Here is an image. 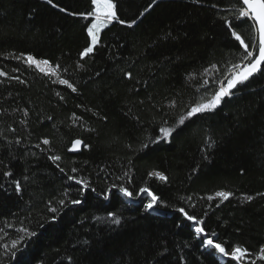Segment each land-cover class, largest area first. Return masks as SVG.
Segmentation results:
<instances>
[{
	"label": "trees",
	"instance_id": "16d2710c",
	"mask_svg": "<svg viewBox=\"0 0 264 264\" xmlns=\"http://www.w3.org/2000/svg\"><path fill=\"white\" fill-rule=\"evenodd\" d=\"M55 2L73 12L90 10L89 0ZM150 2L117 0L118 12L130 20ZM212 3L224 7L227 0H204L200 5L160 0L134 29L113 23L101 33V44L87 60L86 70H80L76 66L79 53L90 41L86 21L59 13L43 0H0V68L27 81L0 85V131L8 140L22 141L8 144L0 137V160L4 161L0 165V228L4 229L0 243L10 244L18 235L15 228L21 226L37 232L11 264H69V258L71 264H213L212 257L202 255L204 249L197 247L200 241L189 222L173 211L179 206L204 218L206 229L217 232L226 246L239 244L252 252L264 246V197L243 205L232 198L219 208L217 201L200 199L221 190L237 196L264 192V77L254 76L216 113L195 123L186 121L171 143L150 146L131 164L125 147L126 143L137 147L139 139L158 134L161 106L167 110L170 100L179 96L181 102V107L168 110L170 123L194 102L204 68L211 63L223 68L236 60L229 37L217 26ZM9 53H30L61 63L68 68L67 78L77 86V93L6 58ZM13 68L20 71L13 73ZM129 71L133 80L124 76ZM58 91L64 100L56 95ZM18 108L29 110L27 127L19 123L24 117ZM73 113L95 131L73 123ZM12 128L17 131L13 133ZM209 136L216 143L205 153ZM43 138L51 141L53 154L61 155V167L69 173L72 167L79 169L70 174L89 179L95 193L89 189L81 197L80 186L69 182L46 154L32 147ZM75 139L84 143L79 153L72 154L68 148ZM194 168L198 171L193 172ZM129 169L131 183L118 179ZM7 170L13 177L3 175ZM154 170L163 172L167 183L150 178ZM13 179L22 182L21 194L15 192ZM113 184L128 187L136 198L128 200L115 188L107 201L97 195ZM141 187H148L169 207L146 211L150 197L137 195ZM65 189L70 190L68 197L62 196ZM188 196L194 208L183 200ZM60 198L84 202L61 208ZM49 201L58 208L56 213L48 210ZM110 212L121 219L120 225L108 222Z\"/></svg>",
	"mask_w": 264,
	"mask_h": 264
},
{
	"label": "snow or ice",
	"instance_id": "6c2138e0",
	"mask_svg": "<svg viewBox=\"0 0 264 264\" xmlns=\"http://www.w3.org/2000/svg\"><path fill=\"white\" fill-rule=\"evenodd\" d=\"M160 0H151V2L139 13V15L130 20L121 18L118 12L117 0H89L90 10L86 12H73L69 9L61 6L55 0H43V3L50 6L52 9L58 10L59 13L66 14L72 17L82 18L87 22L86 32L87 36L90 38L89 43L85 46L79 53V60L77 61V68L80 70H86L87 60L91 59L97 50L98 45L101 44V33L109 28V26L116 23L122 25L127 29H134L138 25V21L142 19L146 13L150 12ZM192 4L200 5L204 3V0H190ZM211 8L215 9V15L217 20V26L224 31V33L229 37L230 47L236 51L233 55L236 56V60L228 61L223 68L219 67L216 63H211L208 67L204 68L201 73V80L196 88V93L198 98L183 107L181 114L173 121L169 122L167 118L169 115L168 110L177 109L181 107V102L179 96L177 99L170 100L166 106L167 110L161 106V111L163 116L158 123V134L155 136L146 135L142 139L138 140V146L134 147L132 143H126L127 147L131 153L129 158V164H131L132 159L139 155V153L148 149L152 145L164 143H171L174 138V134H178L177 130L182 126H185L186 121L195 123L198 119H204L209 114L217 112L226 101H231L236 95L235 90L243 91V87L251 78L254 76L264 77V0H227L226 6L220 7L218 3H212ZM29 19H33L30 16ZM15 59L24 65H26L28 70H33L40 74L42 77L47 78V80L54 85H62L69 89L71 93H77V86L67 78L69 72L68 68L62 67L61 63L53 62L48 58L37 57L33 54L26 53H9L8 57ZM85 61V63H81ZM13 73H18L19 68H13L11 70ZM219 73V75H215ZM96 76H100L97 72ZM124 76L128 80H133L132 72H124ZM193 78L195 74H190ZM0 85L10 84L15 81L19 84H26L27 81L22 79L20 75H10L8 71L0 68ZM139 82V81H138ZM144 85L147 81H142ZM238 86H241L238 89ZM204 89V91H201ZM135 91L139 89L133 88ZM56 95L60 100H64V96L58 91ZM143 103V102H141ZM153 107L157 105L153 104ZM87 111V109H85ZM16 111L22 112L24 119L20 120L19 123L27 127L29 110L28 109H16ZM3 113L0 112V115ZM49 120L52 119L51 116L48 117ZM105 121L106 117H102ZM139 121V118L137 117ZM73 123L81 122L80 126L85 128L87 131H95V129L88 128L86 123L83 122V117L77 116L76 113L72 114ZM11 131L15 133L17 130L12 128ZM0 137H3L8 144L20 145L22 143L20 138L15 140H8L4 136L3 131H0ZM82 139H75L71 146L68 148L69 152H77L80 150V146L83 144ZM216 141L209 136L205 144V153L210 148L215 146ZM48 146V147H42ZM85 147H90L89 145H84ZM36 149H39L41 153L46 154L49 161L61 173H63L69 182H74L80 187L77 191L80 193L81 197L90 189L91 192L95 193L96 188L91 186V181L84 176H77L70 173H77L79 169L72 167L69 172H66L64 167H61L60 162L62 160L61 155L53 154V149L51 148V141L48 138H43L40 142L32 145ZM32 155H35L33 153ZM204 159H208L207 154H205ZM4 163L0 160V165ZM198 168H194L193 172H197ZM130 169L124 172L123 177L118 179L127 178L128 183H131ZM243 174V170H241ZM5 177H13V172L11 170L3 171ZM149 177H155L161 182L167 183L168 177L161 171H151ZM25 180L28 177L24 178ZM14 184V190L17 194L22 193V182L17 179L12 180ZM2 187V185H0ZM115 188L118 193L123 195V197L128 200L135 199L134 193L129 190L128 187L123 185L113 184L107 191L103 194L97 193V195H103L104 200H109L112 193V189ZM68 189H65L62 193L63 197H68ZM137 195H145L150 197V200L145 205V209L148 212L156 209L158 206L163 205V207L168 208L169 205L161 200V198L153 193L148 187H141ZM258 197H264V192H257L255 195L241 194L239 196L232 191H216L214 194L207 195L206 197H200L202 200L217 201L215 204L216 208H219L221 204L229 201L232 198L238 200L241 205L246 203H251ZM191 207H195L192 203V197L188 196L183 198ZM84 201L82 198L65 200L60 198L57 203L63 208L67 204L80 205ZM209 208L212 207L211 204L208 205ZM48 210L52 213L58 211L57 207L52 206V201H49ZM173 211L179 214L183 221L189 222L188 227L193 230L194 236L200 241L198 248H203L204 252L202 255H207L212 257L213 264H257V261L264 262V246H260L258 252L250 251L246 246L242 245H227V242H221L218 239V234L214 230L209 231L206 229L205 219L198 218L195 214H190L185 207L179 206L174 207ZM207 215V212L204 214ZM97 220L100 217L96 218ZM55 220V217H53ZM108 222L113 225H120L121 219L114 212H110L107 218ZM178 227L180 225H177ZM7 227H14L12 224L7 225ZM18 234L15 238L11 240V243L3 242L0 243V248L3 249L2 255H0V264H11V261L16 260L17 252L21 250L22 247L26 246V242L37 235V232L29 229L28 227L21 226L15 228ZM4 232L3 228H0V233ZM85 244L87 241L84 242ZM69 264H71V258H69Z\"/></svg>",
	"mask_w": 264,
	"mask_h": 264
},
{
	"label": "water",
	"instance_id": "95a60500",
	"mask_svg": "<svg viewBox=\"0 0 264 264\" xmlns=\"http://www.w3.org/2000/svg\"><path fill=\"white\" fill-rule=\"evenodd\" d=\"M82 146H83V145L80 146V150H79V151H77V152H72V154H77V153H79V152L82 150Z\"/></svg>",
	"mask_w": 264,
	"mask_h": 264
}]
</instances>
